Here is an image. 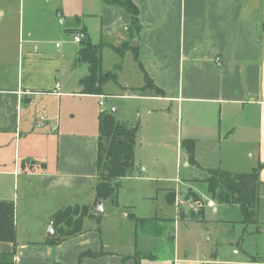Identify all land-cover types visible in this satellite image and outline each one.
Here are the masks:
<instances>
[{
	"label": "crops",
	"instance_id": "crops-1",
	"mask_svg": "<svg viewBox=\"0 0 264 264\" xmlns=\"http://www.w3.org/2000/svg\"><path fill=\"white\" fill-rule=\"evenodd\" d=\"M131 1L139 23L133 37L130 14L103 0L76 2L72 11L76 33L85 32L92 42L93 24L100 39L116 35L118 43L129 41L136 48L129 51L143 82L135 87L121 82L123 96L173 106L179 146L183 139L193 141L197 167L231 172L257 167L263 185L264 17L257 6L252 0ZM62 2L56 0L48 8L39 0H27L28 26L22 31L21 0H0V200L10 201L21 176L26 195L32 192L40 198L26 196L25 207H44L48 218L60 207L96 205L99 128L94 99L100 106L103 92H83L80 79L88 68L77 60L80 46L72 50L56 42L49 48L41 35L46 29L30 24L33 19L51 22L56 17L64 24L62 13H55ZM54 29L58 33L62 26ZM144 74L162 94L142 89ZM204 151L219 155L205 159L200 153ZM14 198L17 210V195ZM37 240L38 246L0 241V261L74 264L84 251L103 250L97 257H83L82 264H99L106 258L112 261L103 264H135L133 256L106 249L91 229L58 244H48L41 236Z\"/></svg>",
	"mask_w": 264,
	"mask_h": 264
},
{
	"label": "rangeland",
	"instance_id": "rangeland-1",
	"mask_svg": "<svg viewBox=\"0 0 264 264\" xmlns=\"http://www.w3.org/2000/svg\"><path fill=\"white\" fill-rule=\"evenodd\" d=\"M55 1L39 0V3L53 8ZM76 2L63 0L62 6L54 10L55 13H62L64 24H60L57 17L51 22L48 18H41L40 22L33 19L30 23L46 29L41 35L49 48H53L56 42L59 46L68 45L72 50L80 46L72 40L78 24L72 12ZM251 3L257 6L264 17V0H252ZM26 6L27 0H21V7L24 8L20 18L22 31L28 26ZM58 26H62V29L53 33ZM90 27L92 42H102L99 51L102 72L112 74L101 86L102 105L99 106L98 100L94 99L96 115L100 113L99 108L110 112L116 109L113 113L116 120L128 127H136L137 131L132 148V172L118 179L116 197L103 201L102 215L93 214L96 205H89L94 216L84 219L83 231H97L106 249L118 255H137L140 264H264V184H259L254 222H245L237 204L212 200V207L208 206L211 198L203 179L206 171L187 162L186 152L179 146L180 127L175 109L165 101L123 96L121 82L133 87L143 82L133 54L128 50L126 55H119L111 47L112 43L120 45L114 38L116 35L100 39L96 26L91 24ZM121 32L125 33L123 30ZM150 111L153 112L150 114ZM42 123L39 122V126ZM47 126L43 127L46 129ZM200 153L205 159L219 155L218 152L215 156L213 152ZM16 159L22 162L18 148ZM18 178L17 188L11 191L10 199L15 206L14 223L17 221L18 228L16 241L38 246L41 244L37 240L40 236L46 240L49 238L47 231L51 216L62 207L56 209L50 218L46 214L48 209L44 207H25L26 196L40 198L32 192L26 195L27 186L21 181V176ZM193 192L203 203L202 214H197L200 207L193 198ZM14 194L18 197L17 210ZM168 194L173 195V204L168 203ZM77 259L72 263H76ZM107 261L112 260L101 259L99 264Z\"/></svg>",
	"mask_w": 264,
	"mask_h": 264
},
{
	"label": "trees",
	"instance_id": "trees-1",
	"mask_svg": "<svg viewBox=\"0 0 264 264\" xmlns=\"http://www.w3.org/2000/svg\"><path fill=\"white\" fill-rule=\"evenodd\" d=\"M108 5L122 7L130 14V30L132 37L137 34L139 23L137 19L138 10L131 0H103ZM85 35V32H83ZM102 43H92L89 38L84 37L80 41L77 60L86 64L88 73L80 79L84 93L101 94L100 86L111 73H103L100 60V48ZM114 51L123 56L131 48L129 41H123L118 46H111ZM153 89L157 94L162 91L154 85L152 80L144 74V85L142 89ZM98 143H97V182L95 184L96 202L106 198L114 200L116 197L117 181L124 177L134 168L132 148L134 144L136 127H128L116 120L113 112L100 111L98 115ZM181 147L187 155V162L198 165L194 159V144L190 139L181 140ZM204 181L207 184V192L211 200L225 204H237L242 210L246 223L255 221V206L259 198L258 168L255 167L248 172H231L217 166L204 168ZM194 200H200L193 192ZM168 203L173 204V195H167ZM200 207L197 214H202ZM15 207L12 201L0 200V241L16 243V229L14 223ZM94 216L87 205H68L56 210L50 219L55 230V236L48 238V244H58L70 237L83 232V220ZM142 220L143 218H137ZM104 251H84L79 254L76 263L80 264L82 257H97ZM14 250L10 252V256ZM134 263L140 264V257L133 256ZM0 264H14L9 261H0ZM59 264V263H52Z\"/></svg>",
	"mask_w": 264,
	"mask_h": 264
},
{
	"label": "water",
	"instance_id": "water-1",
	"mask_svg": "<svg viewBox=\"0 0 264 264\" xmlns=\"http://www.w3.org/2000/svg\"><path fill=\"white\" fill-rule=\"evenodd\" d=\"M111 112H114V109ZM103 213H104L103 200L99 199L97 201V203H96V206H95L94 210H93V214L102 215ZM47 236L49 238H53L55 236V232H54L52 223H50V225H49V228H48V231H47Z\"/></svg>",
	"mask_w": 264,
	"mask_h": 264
},
{
	"label": "built area",
	"instance_id": "built-area-1",
	"mask_svg": "<svg viewBox=\"0 0 264 264\" xmlns=\"http://www.w3.org/2000/svg\"><path fill=\"white\" fill-rule=\"evenodd\" d=\"M83 37H84L83 32H78L72 36L75 42H80L83 39ZM99 104L102 105V101H100ZM195 202L198 204V207H201L203 205L201 200H195ZM207 205L212 207L213 205L212 200L208 201Z\"/></svg>",
	"mask_w": 264,
	"mask_h": 264
}]
</instances>
